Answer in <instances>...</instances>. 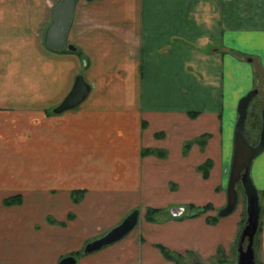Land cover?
<instances>
[{
    "label": "crops",
    "instance_id": "crops-1",
    "mask_svg": "<svg viewBox=\"0 0 264 264\" xmlns=\"http://www.w3.org/2000/svg\"><path fill=\"white\" fill-rule=\"evenodd\" d=\"M58 2L0 0V264H59L66 256L75 264H173L156 244L202 258L219 246L229 253L241 210L213 224L206 218L214 211L158 222L144 215L148 206L226 202L218 165L226 168L232 155L234 109L254 88L264 106V0H78L66 37L75 51L44 45ZM210 58L220 86L212 94L198 80L193 98L192 70L203 78ZM78 74L90 85L87 97L53 112ZM202 131L211 133L207 179L192 165L197 148L180 153ZM148 148L167 156L143 154ZM249 176L264 191V147ZM134 207L137 224L122 239L73 255Z\"/></svg>",
    "mask_w": 264,
    "mask_h": 264
},
{
    "label": "water",
    "instance_id": "water-1",
    "mask_svg": "<svg viewBox=\"0 0 264 264\" xmlns=\"http://www.w3.org/2000/svg\"><path fill=\"white\" fill-rule=\"evenodd\" d=\"M78 0H59L52 10V21L47 27L44 36V45L52 50H61L67 48L75 51L76 48L66 43L67 32L71 24L75 4ZM92 1V0H88ZM90 85L85 81L82 74H78L69 93L53 109L55 113H61L65 110L78 106L88 95ZM254 93H248L242 97L238 104V119L235 124L233 134V148L231 155V164L229 171L228 184L226 187V205L219 211V216H225L234 211L238 202V191L236 185L241 183L247 200V220L240 231L237 245V261L234 264H257L254 255V237L258 228L259 221V197L257 191L250 179L249 169L253 158L260 153L264 147V132L257 146L251 145L243 131V123L246 114V105ZM182 209L172 212L178 214ZM139 210L133 209L123 220L110 228L102 236L87 242L83 249V254H88L101 249L122 239L137 224ZM247 241L246 246L244 243ZM73 256H66L59 261V264H75ZM196 264H203L196 262ZM217 264V263H211Z\"/></svg>",
    "mask_w": 264,
    "mask_h": 264
},
{
    "label": "rangeland",
    "instance_id": "rangeland-1",
    "mask_svg": "<svg viewBox=\"0 0 264 264\" xmlns=\"http://www.w3.org/2000/svg\"><path fill=\"white\" fill-rule=\"evenodd\" d=\"M216 63H217L216 60L211 59V58L208 59V69L209 70H208L207 75L203 76V78H201L202 75L200 76L199 73H196V71H195L196 68H193V70H192L193 71L192 79H194V81H195V82L193 81V83H192V86H193V98L194 97L195 98L198 97V94L200 93V92H198L199 88L197 87L198 86L197 83H199L198 80L201 81V85L205 86V88L208 87V91L211 92L212 94H214L216 92V90L218 89V87L220 86L219 85V83H220L219 72L217 71L218 67L216 68V65H217ZM197 69L200 70L199 68H197ZM225 91H226V94H227V90L226 89H225ZM250 92H253L254 94L249 99V101H248V103L246 105V108H245L246 109V114H245L244 123H243V131H244V135H245L247 141L251 145L257 146L259 144V142L261 140V137L263 136V132H264V106H263V100H262V95H261L262 93H261L260 89L254 88V89L250 90ZM250 92H247L246 94H244L243 97L248 96L247 94L250 93ZM238 104H239V101L237 103V107H235L234 112H233V114L235 115L234 124H233V130L235 129V124L237 122L238 115H239V113H238ZM190 112H194L195 114L193 116H191V115H189V112H188L187 113L188 119L189 120L190 119L191 120L196 119V117L198 116L199 113L196 112V111H190ZM145 125H146V123L143 124V127ZM202 132H203L202 134L201 133H197L196 135H193L191 138L186 139L183 142L182 146L180 147V153H181L182 157H185V156L189 155L191 148H193V147L197 148V152L193 151L194 154H192V165H193V168L195 167V171L197 173H199L203 179H207V178H209V174L211 172L212 166L214 165L213 164V160L210 157H207V158L205 157V150H204L206 142H208L210 137H211V133H208V132H205V131H202ZM162 135H163V132H158L156 134L157 137H160ZM232 142H233V139H232ZM187 143L189 145H186L187 147H185V144H187ZM148 149H152V148H148ZM158 150H163V148L162 149H158ZM166 156H167V151H166ZM221 157L219 156V160H220ZM226 157L227 156L225 154L223 158L225 159ZM228 159H229L227 161L228 165H227L226 168H225V163L226 162L225 161L224 162H219V160H218V162H219L218 168H220V170H221L222 182L224 183V186H223L224 190H225L224 192H226V187H227V184H228L231 157L230 158L228 157ZM205 164H206V166L203 168V170L198 168L199 166H203ZM202 171L208 172V176L204 177ZM219 174H220V171H219ZM171 188H174V186L171 185ZM220 188L221 187L218 186V185L215 186V188H214L215 192L219 191ZM236 189L238 191V202L236 204L234 212H235V210H241V220H240V224H239V230H238L237 237H236V239L234 241V244L231 247L230 252L227 253L221 246H219V247L222 248V252L221 253L216 250V252L213 255L209 256V258H202L201 256L198 255V253H196L194 251H187V252H184V253H179V252L173 251V250L168 248L170 251H172L176 255V256H174V259H173L174 261L170 260V261L173 262V264H175V261L178 264H196V262H200V263H203V264H211V263L234 264L237 261L236 249H237V245H238L239 235H240L241 229L246 224V220H247V209H246L247 200H246V197H245V194H244V190H243V187H242L241 183H238L236 185ZM79 190H81V189H79ZM257 194H258V197H260V196L262 197L261 198V203H264V195L262 194V192L261 193L258 192ZM75 196H77V195H75ZM189 204H193L195 207H202V206H204L206 204H210V207L208 209H206L205 212L201 213L200 215H203L205 213H211V211H214L215 215H213V216H216V215L219 216L218 213L226 205V202L224 203V205H222L221 207H218V208H215L213 203H211L210 201H207V202L202 203V204H195V203L174 204L173 206H167V207H152V206H148V207L145 208V212H146V209L150 208V207L151 208H162L164 210L160 214H158V215L156 214L157 219L154 222H158V221H162V220H168V219H176V220L180 219L181 220V219H184V218H192V217H190V214L195 211V208L189 207ZM241 206H242V209H240ZM179 208L182 209V211H180L178 214L172 212V209L174 211H176ZM133 209H138V207H134ZM132 210H130V212ZM200 215H198V216H200ZM228 215L229 214H227L225 216H228ZM225 216H222V217H225ZM246 244H247V241H245L244 247L246 246ZM254 245H255V243H254ZM75 253L76 252H74L73 254H75ZM81 254H82V250L80 251V253L78 255H81ZM177 254H179V256Z\"/></svg>",
    "mask_w": 264,
    "mask_h": 264
},
{
    "label": "trees",
    "instance_id": "trees-1",
    "mask_svg": "<svg viewBox=\"0 0 264 264\" xmlns=\"http://www.w3.org/2000/svg\"><path fill=\"white\" fill-rule=\"evenodd\" d=\"M194 114H195L194 112H189V115H191V116H193ZM186 145H189V144L188 143L185 144V147H187ZM142 153L143 154H145V153L156 154L159 157H163L165 155V152L163 150H158V149H144ZM205 166H206V164L203 165V166H199L198 168L203 170V168ZM202 173H203L204 177L208 176V172L202 171ZM83 193H84V190H74L72 192L73 200L74 201H78L79 197L81 195H83ZM262 194L264 195V191H262ZM75 195H77V196H75ZM7 203H10L9 200L7 201ZM189 207L195 208V211L190 214V217H196V216L200 215L201 213L205 212V210L210 207V204H206V205H204L202 207H195L193 204H189ZM162 211H164L162 208H151V207L147 208L146 212H145V218L148 221H155L157 219L156 214L158 215ZM219 217L220 216H218V215L209 216V217L206 218V220H207L208 223L213 224V223H215L217 221V219ZM155 246L161 251L162 255L168 260H173L174 256H176L172 251H170L167 247L163 246L162 244H156ZM217 251H219L221 253L222 252V248L218 247ZM79 253H80V251L76 252L73 255H78ZM177 255L179 256V254H177ZM175 264H178V263L175 261Z\"/></svg>",
    "mask_w": 264,
    "mask_h": 264
}]
</instances>
